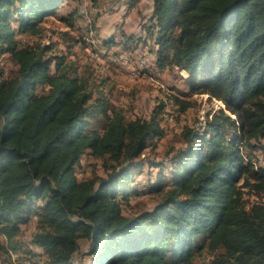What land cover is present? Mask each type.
Listing matches in <instances>:
<instances>
[{
	"label": "trees",
	"instance_id": "1",
	"mask_svg": "<svg viewBox=\"0 0 264 264\" xmlns=\"http://www.w3.org/2000/svg\"><path fill=\"white\" fill-rule=\"evenodd\" d=\"M82 2L0 0V58L17 65L10 77L0 70V250L29 264H75L87 239L90 264H193L206 253L209 264H264V167L247 152L257 143L264 155V0H152L157 67L185 71L192 93L223 107L183 129L170 187L160 178L151 187L160 201L132 216L119 195L145 166L160 167L146 151L164 135L166 103L127 119L103 80L81 76L52 44L19 39L51 16L73 25ZM168 100L181 113L194 105ZM84 155L103 160L106 175L78 178Z\"/></svg>",
	"mask_w": 264,
	"mask_h": 264
},
{
	"label": "rangeland",
	"instance_id": "2",
	"mask_svg": "<svg viewBox=\"0 0 264 264\" xmlns=\"http://www.w3.org/2000/svg\"><path fill=\"white\" fill-rule=\"evenodd\" d=\"M75 4H68L60 11L66 17ZM152 0H83L80 16L73 25L58 16L45 18L39 24L38 35L22 34L19 39L24 43L39 42L52 44L55 54L63 56L77 72L90 82H105L103 90L108 95L114 109H121L127 119L148 118L153 109L165 104L160 113L164 135L158 139L154 151L147 150L146 158L158 162L160 167L145 166L134 175L129 185V196L119 195L122 212L132 216L152 210L160 201L163 192L151 191V187L163 178L165 189L170 187L172 174L171 160L176 152L185 147L182 131L185 127L198 126L204 120V113L210 109L223 107L217 100H208L207 94L192 93L187 86V73L179 68L159 69L156 65L154 36L147 31L150 26ZM89 46V47H88ZM123 56L128 64L120 61ZM142 60V61H141ZM146 63V64H145ZM17 65L5 54L0 58V70L10 77L16 72ZM194 102L184 113L172 104L170 96ZM99 119L92 121L96 130L102 128ZM248 155L257 165L264 167V155L257 147L247 148ZM245 157L244 152L242 153ZM103 160L84 155L75 167L78 178L105 176ZM249 202L257 200L255 195H245ZM21 243L28 242L33 225L22 226ZM90 242L81 239L80 249L75 254V264H90L87 255ZM9 254L11 256H9ZM6 254L0 250V264H29L28 255ZM206 253L196 256L193 264H209Z\"/></svg>",
	"mask_w": 264,
	"mask_h": 264
},
{
	"label": "built area",
	"instance_id": "3",
	"mask_svg": "<svg viewBox=\"0 0 264 264\" xmlns=\"http://www.w3.org/2000/svg\"><path fill=\"white\" fill-rule=\"evenodd\" d=\"M121 59H123L122 61H120L122 64H125V65L128 64V59L126 60L125 56H123Z\"/></svg>",
	"mask_w": 264,
	"mask_h": 264
},
{
	"label": "bare ground",
	"instance_id": "4",
	"mask_svg": "<svg viewBox=\"0 0 264 264\" xmlns=\"http://www.w3.org/2000/svg\"><path fill=\"white\" fill-rule=\"evenodd\" d=\"M89 47V46H88ZM142 61V60H141ZM146 64V63H145ZM242 151V150H241Z\"/></svg>",
	"mask_w": 264,
	"mask_h": 264
}]
</instances>
